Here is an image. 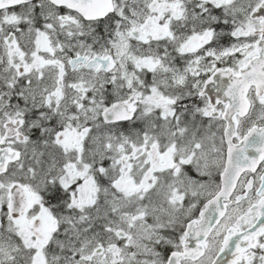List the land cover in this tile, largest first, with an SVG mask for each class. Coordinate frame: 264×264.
I'll return each instance as SVG.
<instances>
[{
    "label": "snow or ice",
    "instance_id": "obj_1",
    "mask_svg": "<svg viewBox=\"0 0 264 264\" xmlns=\"http://www.w3.org/2000/svg\"><path fill=\"white\" fill-rule=\"evenodd\" d=\"M0 264H264V0H0Z\"/></svg>",
    "mask_w": 264,
    "mask_h": 264
},
{
    "label": "water",
    "instance_id": "obj_2",
    "mask_svg": "<svg viewBox=\"0 0 264 264\" xmlns=\"http://www.w3.org/2000/svg\"><path fill=\"white\" fill-rule=\"evenodd\" d=\"M225 259H227V257H225Z\"/></svg>",
    "mask_w": 264,
    "mask_h": 264
}]
</instances>
